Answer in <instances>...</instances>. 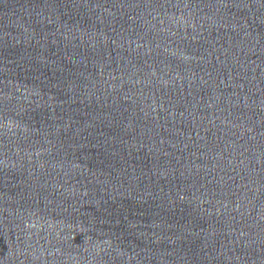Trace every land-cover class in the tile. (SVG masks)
I'll return each instance as SVG.
<instances>
[{"label": "water", "instance_id": "obj_1", "mask_svg": "<svg viewBox=\"0 0 264 264\" xmlns=\"http://www.w3.org/2000/svg\"><path fill=\"white\" fill-rule=\"evenodd\" d=\"M0 264H264V0H0Z\"/></svg>", "mask_w": 264, "mask_h": 264}]
</instances>
